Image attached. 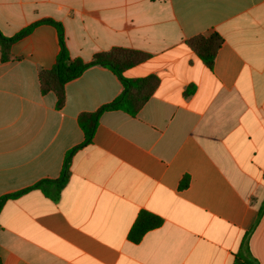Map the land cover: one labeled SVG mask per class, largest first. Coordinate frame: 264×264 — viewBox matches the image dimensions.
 Segmentation results:
<instances>
[{
    "label": "crops",
    "instance_id": "0c3cea01",
    "mask_svg": "<svg viewBox=\"0 0 264 264\" xmlns=\"http://www.w3.org/2000/svg\"><path fill=\"white\" fill-rule=\"evenodd\" d=\"M44 18L62 23L72 58L150 54L124 76L158 86L135 116L99 115L56 202L38 190L5 201L0 264H264V0H0L4 37ZM211 33L222 43L208 69L185 41ZM58 52L41 24L0 59V197L59 177L83 141L78 116L121 93L93 66L56 108L38 74ZM142 210L162 224L132 243Z\"/></svg>",
    "mask_w": 264,
    "mask_h": 264
},
{
    "label": "trees",
    "instance_id": "16d2710c",
    "mask_svg": "<svg viewBox=\"0 0 264 264\" xmlns=\"http://www.w3.org/2000/svg\"><path fill=\"white\" fill-rule=\"evenodd\" d=\"M41 24L52 26L58 36L59 52L51 68L41 70L38 74L39 89L42 94L52 92L56 96L55 106L60 109L65 102L64 86L67 82L78 77L84 70L101 66L109 69L115 74L122 86L121 93L111 102L102 105L93 113H83L78 116V124L83 132V141L80 145L70 149L64 156L62 170L59 177L55 179H40L33 185L18 192L0 197V210L7 199L16 198L30 190H38L46 198L56 202L59 199L62 189L66 186L70 178V163L74 152L89 144L93 138L98 117L105 111H123L130 116H135L145 102L151 97L158 86V78L149 75L143 78L130 79L124 76V71L139 63L149 59L150 54L123 47H113L108 51L97 52L92 57L84 61L80 58H72L65 43L64 28L62 23L50 18L38 20L21 29L12 37H4L0 33V59L7 61L10 59V46L31 32V30ZM222 43V38L217 33L208 36L197 35L185 41V46L192 51L208 69L213 66L214 58L218 48ZM193 88L185 90L184 94L192 93ZM186 183L182 182L181 187ZM263 208L260 209L258 218ZM162 224V219L148 211H140L131 228L127 233V239L132 243H138L143 235L149 230L155 229Z\"/></svg>",
    "mask_w": 264,
    "mask_h": 264
}]
</instances>
